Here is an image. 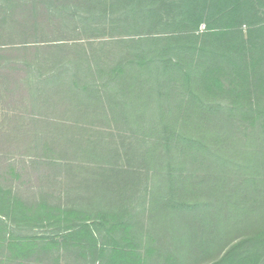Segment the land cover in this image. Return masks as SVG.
Returning a JSON list of instances; mask_svg holds the SVG:
<instances>
[{
  "label": "trees",
  "instance_id": "16d2710c",
  "mask_svg": "<svg viewBox=\"0 0 264 264\" xmlns=\"http://www.w3.org/2000/svg\"><path fill=\"white\" fill-rule=\"evenodd\" d=\"M3 7L0 74L66 107L0 175V264H264V0Z\"/></svg>",
  "mask_w": 264,
  "mask_h": 264
},
{
  "label": "rangeland",
  "instance_id": "374dc122",
  "mask_svg": "<svg viewBox=\"0 0 264 264\" xmlns=\"http://www.w3.org/2000/svg\"><path fill=\"white\" fill-rule=\"evenodd\" d=\"M19 7L14 8L13 14L4 7L3 9L0 8V25L6 27L7 30H11L14 26H18L17 23L30 24L31 22L25 20L21 10L17 11ZM8 9L10 10V6ZM6 77L0 74V175L5 172L7 176L8 165L14 163L17 169L26 168L27 175L34 177L35 172H32L33 166L30 165L31 161L37 159L34 157L36 150L35 153H32L33 151L30 149L33 146L34 134L39 133L36 132L39 130L56 131L54 129L65 127L61 123L49 125L40 122L38 117L43 114L52 118L61 116L66 107L63 104L64 96H26L24 86L21 85V80H19V72L16 77ZM42 99L46 100L45 105L40 104ZM92 126L93 128L104 129L107 126L106 120L100 126H98L97 121H94ZM88 128V126L83 125L80 131H87ZM0 179H2L1 176ZM6 179L9 180V178ZM15 179L12 177L10 181L12 180L15 184ZM23 182L22 185H19L20 183L17 181L18 187H14V194H18L25 199L38 200L40 190L36 186L32 189L27 188L28 181L24 180ZM1 218L3 217L1 216Z\"/></svg>",
  "mask_w": 264,
  "mask_h": 264
}]
</instances>
